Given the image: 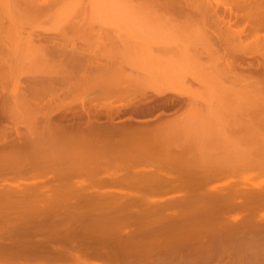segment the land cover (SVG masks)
Listing matches in <instances>:
<instances>
[{
	"label": "rangeland",
	"instance_id": "374dc122",
	"mask_svg": "<svg viewBox=\"0 0 264 264\" xmlns=\"http://www.w3.org/2000/svg\"><path fill=\"white\" fill-rule=\"evenodd\" d=\"M18 1L19 0L16 2L15 0H0V52L3 50L0 55V87L4 86L8 96L7 104L9 103V107L8 105L7 107L9 121L15 123L18 130L21 129V133L22 130L30 132L27 133L23 131L29 134V138H25L31 139V141L38 140L39 137H36V135L41 136L44 134L46 131L42 132L44 127H41V130H36L39 128L37 123H39L40 117L43 114L45 115L49 109L50 111L54 109V115L57 114V116H53V118L58 117L59 113L66 111L65 109L68 108L71 110L73 109L72 111L75 113L79 112V114H81L82 111L80 107L83 102L82 100L86 98V101H88L89 98H87V94L89 93L87 88L89 84H91L89 83L88 86H86L87 84H83L86 83L85 79H87V77L84 78L86 75L90 79L91 77L89 76L91 74H95V76L99 75V78L101 77L100 75H102L103 78H106V76L108 77V75L110 76L112 74L113 77H115L114 74L116 75L118 73L115 78L121 81L120 78L123 79L126 76L127 78L125 77L123 80L126 79L129 85L124 82L123 87L125 86L132 89L135 88V86L136 88L138 87V82L140 80L143 82L145 78L154 80V78L157 77L158 79H156L158 80L159 86L162 85V89L169 93L166 94L167 92H164V95H161L163 96L162 98L161 96H156L154 90L152 91L151 89L153 85L149 87L151 85V82H149V86L147 83L145 85L149 87L148 89L146 87L147 90H145L146 92L148 91L146 96L149 94V100H147L148 104L149 101L150 104L154 102V104H161L160 100H162L161 107H163L161 108L159 105V107H157L158 109L155 108L156 111L155 109L154 111L152 110L153 113L152 111L150 113V111L146 110L147 108L144 112V109H142L143 106L140 108L142 110L138 109V107L133 109H138L136 112L131 109L132 107L127 108L129 110L131 109L133 112L128 109H122L120 111L121 113L119 112V116L117 115V117L115 116L110 120L107 119V122H105V116L102 115L97 120H93L91 124L94 126L87 132L88 134L84 133L85 136L82 134L83 136L80 135L73 138L69 136L70 141L65 137H60V139L57 138V134L55 135L56 140L52 139V141H54L52 142L51 138L53 136L50 132L48 133L51 138L46 137L45 135L47 134H44V137H42V135L39 139L41 142L34 141L37 142L36 144H39L37 148H39L38 150L40 151L35 148L34 151L35 154H37L33 159L37 158L38 162L42 160L39 166L37 162V166L34 165L38 170L35 168V172H32L33 168L31 166L33 165H28L32 169L29 168L31 172H25L24 174L26 175H21V177L20 175L19 177L14 176V178L13 176H9V178H12L6 181H8L10 186L16 188L15 186L18 185L22 188L24 185L33 186V184L35 185L37 183L36 185L40 186L39 188L37 187V190L39 192L41 191L40 193L43 192V194L46 190V195H50L51 197L54 195L53 192L56 193L58 187L62 186L64 189L68 188L69 190L71 189V191L73 190L74 193L72 196L77 193L78 195L81 194V196L91 195L93 197L92 200H96V198L100 200V198H103L107 206L109 204H114L116 207H121V205L124 204L128 207L129 204L130 206L128 209L132 207L130 211L128 209H122L124 205H122L121 208L119 207L118 210L114 206H108V208L111 207L112 210L114 209V212H109L111 215L106 212L108 209L106 207L107 209H103L104 211L106 210L105 212H100L108 216L103 215L104 218H101V220H103H100L101 222L98 220V217L96 218L97 220L94 219L96 215L93 216L94 212H92L93 214L90 213L91 215H87L90 228L85 232L79 229L76 230L79 234L86 235L92 240H99L101 245L97 249L98 252L108 251L111 248L108 244L110 239H121L127 232L124 233L122 229L120 232L113 233L106 227L101 228V226L104 223L109 225L113 220H118L117 222L120 223H123V220H125L124 223H126V226L124 229L127 228V222L130 221H127L129 216H126L127 214L129 215L128 212L132 210H139L142 212L150 204L160 205V203H164L165 200L169 199L178 201L184 199L188 200L189 198H202L203 200L213 199L207 196L203 198L206 193H208L207 195L209 197L212 195L214 196V193L217 196L221 194L222 191L223 194L231 192L240 196L243 192H252L255 194L258 189H264V79L262 78L264 74L260 71L261 68L259 66V68L256 67L255 69L258 58L253 56L252 53V56H247V58L243 55L246 59L242 58L243 61L239 60L240 62H236V60L233 59V56L237 54H233L235 50L232 51V49H236V41L234 43V40H228L229 43L226 40L228 42V44H226V41L224 43V39L222 40L220 38L222 40L221 44V40H217L228 27L227 18H224V16L222 17V10H224L225 7L235 5L240 0H206L208 2L206 6L204 3L203 6H201L202 4H196L197 1L195 3L194 0H56L55 2L49 0V3L52 2L49 5L46 4L48 0H42L44 3H39L40 5L42 4V6H40L41 10L35 13L31 10V7L25 8L24 6L22 7V5L19 6L20 3L17 6ZM184 1L187 2L185 3ZM215 10L217 11L215 12ZM222 19L224 20L223 22ZM235 19L236 18L233 20ZM239 24L241 27H239V25H234L235 29L242 28L243 24H241V22ZM261 33L259 34L261 35ZM254 42L255 41L251 42L250 45H255L256 42ZM257 45L256 43V46ZM222 46L224 50L220 49ZM227 46L230 48L228 49ZM251 46H249V48ZM258 46H254L252 51H250L251 49L247 50L248 48H245V50L254 53L259 49ZM46 47L51 48L47 49ZM42 48L45 50H42ZM52 48L53 50L56 48L58 50L60 49L61 52L59 53L56 49L55 51L59 53L56 55ZM217 49L219 52H217ZM48 50L52 54L47 53ZM72 51L75 53H72ZM62 52H65L66 56H62ZM256 54H258V52H256ZM67 55L68 58L65 59ZM257 56L259 57V55ZM80 57H82V61ZM248 60H251L250 62L252 65H250L251 63ZM245 62L249 63V65ZM231 63L233 64V69L230 67ZM234 66L237 68L236 72ZM228 68L230 70H228ZM95 70L98 73H93ZM228 71L231 72L229 73ZM233 71L237 75L234 74ZM255 72L257 75L254 74ZM83 73H86L85 76ZM258 74L263 76L261 77ZM91 76L92 79H87V81L89 80V82L93 83L95 78L96 80L98 79L94 77V75ZM251 76L253 78H251ZM257 76L260 78L257 79ZM113 77L108 78L113 79ZM132 77L135 80H132ZM82 78H84V80ZM101 78L99 82H101ZM254 78L261 84H255ZM129 79H131L133 83ZM246 79L248 82H246ZM96 80L94 83L98 82V80ZM112 81L113 80H111V82ZM130 84L133 86H130ZM82 85H84V87ZM157 86L158 85L154 88H159ZM78 88H81V91L78 90ZM237 88H239V90ZM23 89L25 91L27 90V92ZM82 89H85V92H82ZM243 89L247 91L244 92ZM21 92H24L26 96L22 95ZM82 93H85L87 97ZM152 93H154V96L151 95ZM130 94L133 96V93ZM84 96L85 98H83ZM247 97L248 99H246ZM146 98L142 99V102H144ZM164 98L165 101H163ZM155 99H159L158 102L155 101ZM86 101H84V103ZM40 110H42L41 113L44 111L46 112L41 114L39 113ZM50 111L48 112L50 113ZM127 111L128 113H126ZM96 112L102 113V111ZM38 113L39 115H37ZM139 113H142V115ZM144 113L147 116H145ZM34 114L37 116V120L33 119L35 118ZM127 114L130 116V119ZM134 116H136L135 118L137 119H134ZM41 118L43 119V116ZM99 119L102 121H99ZM43 122L44 120L42 123ZM225 122L227 124H225ZM32 123L35 125L33 126ZM42 123L40 121V125H44V123ZM132 123H135L137 127ZM102 124L105 126H101ZM125 124H127L130 129H128ZM129 124H132V126ZM36 125H38L37 128ZM146 126L147 128H145ZM29 127L34 130L30 131ZM84 129L83 127V130ZM134 129L136 130L134 131ZM31 132L34 133L35 136L32 135ZM11 133L12 135L10 136L15 138L16 135L13 134V132ZM212 137H214V139ZM192 138H194V141ZM219 138L220 140H218ZM64 141L67 142V144L64 143ZM84 142H86L85 144L87 145H85ZM97 145L99 146L97 147ZM42 148H45V150H42ZM67 149L72 152V155L75 153L71 161L72 155ZM41 152L43 155H41ZM64 152H66V154ZM58 153L64 156L66 155L67 157L63 155L61 157ZM244 153L247 156L244 157ZM58 155H60L62 159H59V162H57ZM55 157L57 159L54 160ZM12 162L13 161H11V163H6H9L11 166ZM1 163L4 164V162H0V167L3 168L4 165H1ZM6 163L5 168H7ZM31 163H33V161ZM13 165L16 166V164H12V166ZM18 165L20 166V164L17 163L16 167H18ZM56 166L58 167L57 170L55 169ZM48 168L50 169L48 170ZM5 170L3 168L2 172L0 169V172L5 174ZM151 176H153L154 179ZM21 184H23V186ZM164 186H166L167 189ZM227 189H232L233 192L232 190L227 191ZM49 190L50 192H47ZM68 191L66 189V192ZM71 191L68 197V194L66 195V198L71 196ZM55 198H57V196ZM106 199H109L107 200V204ZM103 200L101 199V201ZM115 200L120 203L114 202ZM135 200L137 202L139 200L141 201L137 203ZM143 203L145 204L143 205L145 208L142 206ZM157 205L155 206L157 207ZM121 210L124 211L122 212ZM127 210L128 212H126ZM260 210H262V208H260ZM152 211L154 212L151 214H147L146 212L147 215L143 221L138 220L137 222L136 220V223L129 226V229L132 228V231H137L136 234L141 233L146 230L145 226L148 222H154V218H157V216H159L158 214L164 213L165 215L162 214L163 216L170 214V211L160 213L158 212L159 210L156 211L153 209ZM74 212H76L75 214L78 216L82 211L77 210ZM115 212L118 214L116 213L115 215ZM121 212L124 216L123 220H121L123 217L122 214H120ZM152 214L155 215L153 216ZM130 215L132 216V214ZM147 216H151V218ZM113 217L116 218L113 219ZM168 217H170V215ZM225 217H228V215ZM157 219L159 220V218ZM177 219V223L175 220V223L174 221L172 222L175 225L171 224V227L173 225L175 227H170V230L164 229L167 224L165 226L163 221H161L163 224L160 222L162 225H160V223L158 224V221H155L158 226L153 225L154 228H152L150 225L149 229H155L156 227L158 231L156 229L153 230V234H155L156 231L155 235H158L157 232H160V236H164L166 235L165 233H168L171 229L173 231V228H178L182 220L190 221L192 217L189 219H187V217L186 219H179L180 222H178L179 220ZM79 223L80 222L77 224ZM204 223L205 222H202V224ZM202 224L200 225L202 226ZM187 227L186 229L190 232L192 229L194 230L195 226L193 228L189 227V229H191L190 231ZM218 227L220 228L219 225ZM218 227L216 226V228ZM167 228L168 226L166 229ZM197 228L199 229V227ZM200 228L203 231L205 227L203 229L202 227ZM175 229L174 232L177 231ZM180 229L187 232L185 227L178 228V230ZM204 233L202 232V234H204L202 238H204L205 235L210 238L207 232ZM185 237L188 238V236ZM4 238L3 236L2 239ZM133 238L136 239L137 237L135 238L133 236ZM187 238L186 240L178 239L180 243L184 241V245L179 243L177 245H179V247L183 245L182 249L184 246V249H186L189 243V239L187 241ZM2 239L0 238V240ZM196 240L197 239H195V241ZM207 240L204 239L202 241L206 243ZM173 241L171 243L174 245L170 243L169 251L173 248L172 251L175 250V252L170 251L169 253L168 251L169 258L168 255L167 257H163L164 261L166 260L165 258L170 260V256H172L170 255L171 253H174L173 256H175L177 252H181V247L177 248L178 246L175 245L177 241ZM195 241L190 239V243L192 244L189 243L190 246H188V250L189 248L193 249L197 243H194ZM156 244H158V246H165L161 238H158L157 242L153 245L156 247ZM146 245L145 248H148ZM186 250L182 251L184 252ZM189 251H191V249ZM159 252V250H155L154 253L157 255L154 254V259L157 260L158 257L164 256V254L161 255L162 253ZM186 254L183 253V256ZM180 255L179 253V256H177L180 258ZM173 258L174 261H176L175 259H179L176 257ZM181 258L185 259L182 255ZM143 260L144 258L141 259V261ZM145 261L149 262L147 256H145ZM156 262L155 264H160V261ZM170 262L169 264H173ZM106 263L105 258L95 252L82 253L80 251H70L69 253L61 255L34 256L33 258H28L22 254H8L0 257V264ZM177 263L179 264L180 262ZM215 263L217 264V262ZM215 263L212 262L211 264Z\"/></svg>",
	"mask_w": 264,
	"mask_h": 264
},
{
	"label": "bare ground",
	"instance_id": "6f19581e",
	"mask_svg": "<svg viewBox=\"0 0 264 264\" xmlns=\"http://www.w3.org/2000/svg\"><path fill=\"white\" fill-rule=\"evenodd\" d=\"M16 1L17 0H15V2ZM51 1L52 2H55L56 0H51ZM196 1H197V3H196ZM40 2L41 3H44V2H42V0H19L17 2V6L20 3L19 6L22 5V7L24 6L25 8L26 7L27 8H30L31 7V10L35 13V12H38V11L41 10V7L40 6H42V4L40 5L39 4ZM52 2H50V3H52ZM194 2L196 4H199V5L202 4L201 6H203V3L205 4V6L208 3L206 0H194ZM50 3H49V0L46 2V4H48V5ZM28 11L30 12L29 9H28ZM216 11L217 10H215V12ZM222 11H223L221 13L222 14V17L224 16V18H227L228 27L226 28V31L220 37L217 38V40L220 39V38L222 40L224 39V43H225L226 40L227 41L228 40H231V41L234 40V43L236 41V43H237L236 49H232V51L235 50V51H233V54L234 53H237V54H235L236 56L234 55L235 57L233 56V59H235L236 62H240L239 60L243 61V59H246L247 56H252L253 55V56H255V57L258 58V60L256 59L257 62H256L255 69H256V67L259 66L261 68L260 71L264 74V0H240L238 3H236L233 6L225 7V9L222 10ZM234 18H236V19L238 18V19L237 20L235 19L236 20L235 21V20H233ZM223 21L224 20L222 19V22ZM232 21H234V22H232ZM237 21L239 23L241 22V24H243L242 25V28H239V29L236 28L235 29L234 25L235 26L236 25H239V27H241L240 24ZM226 25H227V23H226ZM261 31H262L263 34L261 33ZM259 33H261V35ZM250 38H252V39H250ZM222 40L220 41V43L222 42ZM227 41H226V44H228V42H229V41L228 42ZM253 41H255L259 45V46L258 45L257 46L259 47L260 50L259 49L256 50V52H258V54H256V52H254V53L253 52H250V51H252V48H254V46L257 47L255 42H254L255 45L254 44H253V46L250 45L251 42H253ZM223 45L226 46L225 44H223ZM235 45H234V47H235ZM249 46H251V47L249 48ZM50 48L48 47L47 49H50ZM53 48H52V50H53ZM223 48L224 47L222 46V48H220V49H223ZM229 48L230 47H228V49ZM245 48L246 49L248 48L247 50H250V49L251 50L248 52V51L245 50ZM56 49H54L53 51L56 53V55H58L61 51H60V49L59 50L57 49V51H59V53H58V52L55 51ZM4 50H7V49H4ZM42 50H45V49L42 48ZM2 51L0 52V55L2 54ZM43 52H46V51H43ZM217 52H219L218 49H217ZM47 53L52 54L51 52H49V50H48ZM72 53H75V52L72 51ZM227 53H228V51H227ZM230 53H229V55H230ZM251 53H252V55H251ZM61 54H60V56H61ZM64 54H65V52L62 54V56H66V54L65 55ZM70 54H71V52H70ZM215 54H216V52H215ZM47 55H49V54H47ZM243 55H245L246 58ZM257 55H259V57ZM70 56H69V58H70ZM67 58H68V55H67V57L65 59H67ZM80 59L82 61V57H80ZM251 60H248V61L250 62ZM248 61H246V62H248ZM246 64L249 65V63H246ZM250 65H252V63ZM235 66H236V64H235ZM235 66H234V69H236L235 70V72H236L237 71V68H235ZM230 67H231V69H233V64L232 63L230 65ZM221 69H222V67H221ZM228 70H230V69L228 68ZM95 72H97V71L95 70L93 73H95ZM235 72H234V74H236ZM251 72H250V74H251ZM256 72L254 73L255 75H257ZM85 74H84V76H85ZM89 74H90V72H89ZM91 75H94V77H97L98 78L97 79L98 82H99V80H100L101 77L103 78L102 75H100L101 76L100 78H99V75H96V76H95V74H91ZM91 75L89 76V77H91L90 79H92V76ZM116 75L114 74L115 77H117ZM122 75H120V76H122ZM258 75L261 76V77L263 76V75H260V74H258ZM111 76L113 77V74L110 75V76L108 75L109 78H112ZM245 76H246V74H245ZM252 76H251V78H253ZM259 76H257V79L260 78ZM86 77H87V79H89L87 75L84 78H86ZM108 77L106 76V78H103V79L101 78V82H99V83L98 82L94 83V81L96 80V78H95V80L93 79L94 80L93 83L92 82H89L90 79L88 81H87V79H85L86 80V83H83L82 82L84 85L87 84L86 86H88V84L91 83V84H89L88 88L86 87L87 88V91L89 93V94H87L88 97L86 96L85 93H82V94H85V96L87 98H89L88 101H86L85 96L83 97L85 99L82 100L83 102H82V105L80 107L81 108V111L83 112V115H82V112H81V114H79L78 111H77L78 113H75V112L72 111L73 109L71 110V109L68 108L69 110L68 109H65L66 111H63L62 113H59L58 114V117H56V118L54 117L53 118V116H57V114L54 115V109H53V111H50V109L47 110V112L50 111V113L49 112L47 113L46 111H44V112H46L45 115L43 114L44 112L41 113L42 110H40L39 113L43 114L42 115L43 116V119L41 118L42 117L41 116L40 117V121L42 123V121L44 120V122H43L44 125H40V121H39V123H37L39 125V128L36 129V130H41L42 129L41 127H44L43 128L44 130H42V132H44L46 130L44 132V134H47V135H45V136L51 138V136H50V134H51L54 137V138L53 137L51 138V141H52V139H55L56 138L55 135H57V134H58L57 138H59V139H60V137L61 138L62 137H65V138H68L69 139L71 136H72L71 138H73L75 136H80V135L83 136L84 133H87L89 130H91L93 128L94 125L91 124L93 122V120H97L102 115L106 117V118L104 117V119H106L105 122H107V119L110 120V119L114 118L115 116L117 117V115L119 116V112L122 109L124 110V109H128L129 107L130 108L132 107L131 109L133 110V109H136L137 107H138V109H140L141 107L144 106L142 108V109H144L143 111L145 112L146 110H148L151 113V111L152 110L154 111V109L157 108V107H159V105H160V107L162 106L161 105L162 104V100H160L161 101V104L160 103L159 104H154L155 103L154 101H153L154 103H151V104H150V101H149V104H148V101H147V100H149L148 99L149 98L148 97L149 94H147V96H146V93L148 91L146 92L145 90H147L152 85H153V88L151 87V89H152V91L154 90L156 96H161L162 94L164 95V92L165 91L162 89V87H161L162 85L159 86L158 80H157L158 78L156 76L155 77L157 79L154 78V80L153 79L145 78L146 79V80L144 79L145 82L144 81L142 82V80H140L138 82L139 84L135 82L136 84H138V87L136 88V86H135V88H133V89L132 88H127L125 86L123 87L124 82L127 85H129V83H127L126 79L123 80L126 76L123 79L120 78L121 81L119 79H116L115 77H113V79H109ZM170 77H172V76H170ZM84 78H82V79L84 80ZM128 78H129V76H128ZM262 78L264 79V77H262ZM131 79L132 80H135V79H133V77ZM131 79H129V80H131ZM155 79H156L157 82L155 81ZM167 79H169V78H167ZM111 80H113V81L111 82ZM122 80H123V82H122ZM148 80H150V81H148ZM165 80H166V78H165ZM170 80H172V79H170ZM146 81H148V82H146ZM249 81H250V79H249ZM149 82H151L150 83L151 84L150 86H149ZM163 82H164V80H163ZM246 82H248L247 79H246ZM112 83H114V84H112ZM132 83H133V81H132ZM146 83H147V85L149 87L148 86H145ZM159 83H160V81H159ZM256 83L259 84L260 82L256 81V79H255V84ZM263 84H264V82H263ZM84 85H82V86L84 87ZM131 85L132 84H130V86ZM156 85H158L157 87H159V88H156L155 89L154 87H156ZM80 87H81V85H80ZM146 87H147V89H146ZM255 87H260V86H255ZM237 89L239 90V88H237ZM246 89L245 90L243 89L244 92L247 91ZM78 90L81 91V88L80 89L78 88ZM78 90H77V92H78ZM25 92H27V90ZM82 92H85V89H82ZM237 92H239V91H237ZM21 93H22V95L26 96L24 92H21ZM130 93H133L132 95L133 96L135 95V96L134 97L131 96ZM168 93L169 92H167L166 94H168ZM151 95L154 96V93H152ZM237 95H239V94H237ZM162 97L163 96H161V98ZM253 97H254V95H253ZM7 98H8V96H7L6 90H5L4 86H1L0 87V125H1V129H0V159L4 162V164L1 163V165L3 164L4 165L3 168H4V170L5 169L6 170L4 171L5 174L0 172L1 173V175H0L1 177L4 175L2 177V179L0 177V179H1L0 180V236H2L0 238L2 239L3 236L5 237L4 239L0 240V257L1 256H6L8 254H10V255L22 254V255L27 256L28 258H33L34 256H46V255H53V254H60L61 255V254L69 253L70 251H80L82 253L95 252L96 254H98V255H100V256H102V257L105 258V260L107 262L106 264H155V263H157L156 261H160V264L161 263L164 264L167 261H169V262L172 261L170 263H173V264H174V262H175V264L177 262H180L179 264H211L212 262L213 263L217 262V264H264V189H258V191L255 194H253L252 192L251 193H245V192H243L242 195H240V196L235 195L236 193H231V192H229V193L227 192V193H224L223 194L222 193L223 191L221 192V194H218L217 196L214 193V196L215 197L213 195L211 197H209L207 195L208 193H206L205 196H203L204 195L203 194L202 195L203 198H205L206 196L208 198H213V199H208L207 198L208 200H203L199 196L198 197L200 199H196V198L191 199V198H189L188 200L187 199H184V200H181V201L180 200L178 201V200H175V199H169V200H165V202L163 201L164 203H160V205L159 204L158 205L155 204V205H157V207L155 205H153V204H150L149 205L150 207L148 206L146 209L143 210L144 212L141 209L140 210L142 212H140L139 210H135V211L132 210L133 213H132V211L131 212H128V210L130 211V208L132 209V207H130L128 209V207L130 206L129 204H128V207L125 206L124 204H122V205H124L123 207L121 205L122 209L123 208L124 209H128L126 212L129 213V215L127 214V216H126L125 215L126 213L124 212V215L126 217L129 216L128 217L129 219L127 218V221L128 220L130 221V222H127V228L124 229V227L126 226L125 225L126 223H124L125 220H123L124 219V216L122 214V212L124 210L123 211L121 210L122 212L120 213L123 216L121 218V220L124 221L123 223L122 222L121 223L120 222H117L118 220H113V221H111L109 223V225L107 223H104L101 226V228H103V227L105 228L106 227L109 231H112L113 233L120 232V230L123 229L124 230V233L127 231L126 233H129V234H126L125 233L124 237L121 238V239L120 238L119 239L118 238H111L110 241H109V243H108L111 246V248L108 251L98 252L97 249L101 245L100 241L99 240H92V239L88 238L86 235L79 234L76 230L79 229V230H83L85 232L86 230H88V228H90V225H89L90 223H88V221H87V217H88L87 215H89L90 213L93 214L92 212H94L93 216L96 215V217L94 218L95 220H97L96 219L97 217H98V220L99 221L101 220V218H104V216L106 214H104V213H102L100 211L105 212L106 210L104 211L103 209H105L106 207L108 208V206L111 205V204H109L108 206L105 205V201H104L105 199L103 200V198H100V200H99V199L96 198V200L95 199L92 200L93 197L91 195H87V196H89V197H87V196H84V195L81 196V194L78 195L77 193H75V195L72 196V194L74 193V191L72 190L73 191L72 192L71 189L69 190L68 188H66L67 191L69 190L68 191L69 193H68V192H66V189H64L62 186H59L58 187V190L56 191V193L53 192L54 195L57 194L56 195L57 198H55L56 196H54V195L52 197L50 195H46V193H45L46 190L44 191V194H43V192L40 193L41 191L39 192L37 190L40 187L39 185H36L37 183L35 184L36 186L34 184H33V186L28 185L29 187L26 186V185H24V187L21 188V187H19L17 185V186H15L16 188H14V187H12V186H10L8 184V181H6V180L12 178V177L9 178V176H13V178H14V176L19 177V175H20V177H21V175H26L24 173L25 172L27 173L28 171L31 172V169L32 168H33L32 169V172H33L35 170V168H36L35 166H37V165L39 166L40 165L39 163L42 160L40 161V159H39L40 162H38V159L37 158L36 159H33V157H36L35 155L37 154V153L35 154V151H34L35 148L37 150L39 149V148H37V146L39 144H36V143L38 141L41 142V140H39V139H40V137L42 135H43L42 137H44V134H42L41 136H37L36 135V137H39V139L37 138L38 140H32L33 142L31 141V139L25 138V137H28L29 138V136H28L29 134H26V133L23 132V131H26V130H22V133H21V131H20L21 129L18 130L17 125H15V123H12V122L9 121V114H8L9 103L7 104ZM144 98H146V99H145L144 102H142V99H144ZM154 98H156V97H154ZM246 99H248V97ZM158 100L155 99V101H157V102H158ZM171 100H170V102H171ZM84 101H86L88 103H86V102L84 103ZM163 101H165V98L163 99ZM151 102H152V99H151ZM164 104H166V103H164ZM172 104H174V103H172ZM248 104H250V103H248ZM7 105H8V107H7ZM236 106H237V104H236ZM246 106H247V104H246ZM161 108H163V107H161ZM131 109L130 110L128 109V110L129 111H132ZM138 109L137 110H133V111L136 112V111H138ZM142 109H140V110H142ZM43 110H44V108H43ZM96 111H102V113H100V112L97 113ZM153 111H152V113H153ZM155 111H156V109H155ZM57 112H59V111H57ZM39 113L37 115H39ZM126 113H128V111ZM140 115H142V113ZM127 116H128V114H127ZM139 116H138V118H139ZM145 116H147V115L145 114ZM148 116H149V114H148ZM128 117L130 119V116H128ZM135 117L136 116H134L133 118L134 119H137ZM33 119L37 120L38 118L35 115V118H33ZM120 119H122V118H120ZM100 120L101 119H99V121ZM113 121H112V123H113ZM94 122H96V121H94ZM105 122H103V123H105ZM114 122H116V121H114ZM123 122H124V120H123ZM132 124L136 125L135 123H132ZM132 124L131 125L129 124V125L132 126ZM225 124H227V123L225 122ZM34 125L35 124H33V126ZM38 125H36V128H37ZM137 125H138V123H137ZM137 125H136V127H137ZM101 126H103V124ZM125 126L128 127L127 124H125ZM83 127L85 128L84 130H83ZM97 127H98V125H97ZM111 127H112V125H111ZM31 128H34V127H31ZM145 128H147V126ZM29 129H30V127H29ZM117 129H119V128H117ZM128 129H130V127H128ZM31 130H34V129H30V131ZM135 130L136 129H134V131ZM154 131H156V130H154ZM11 132H13V134L16 135L15 138L13 136L12 137L10 136V135H12ZM48 132H50V134ZM128 132H130V131H128ZM27 133H30V132H27ZM37 133H38V131H37ZM39 133H40V131H39ZM32 135H34V133H32ZM89 135H90V133H89ZM86 137H89V136H86ZM226 137H227V135H226ZM83 138H82V140H83ZM126 138H127V136H126ZM212 138L214 139V137H212ZM59 139H57V140H59ZM74 139H76V138H74ZM77 139H79V138H77ZM192 139L194 141V138H192ZM207 140H208V138H207ZM218 140H220V138ZM34 141H37V142H34ZM69 141H70V139H69ZM71 141H72V139H71ZM45 142H47V141H45ZM52 142H54V141H52ZM67 142L64 141V143H66V144H67ZM74 143H75V141H74ZM85 143L86 142H84V144ZM49 144H50V142H49ZM205 144H206V142H205ZM213 144H215V143H213ZM45 145H47V144H45ZM52 145H53V143H52ZM52 145H50V146H52ZM85 145H87V144H85ZM59 146H58V148H59ZM98 146L99 145H97V147ZM108 147H109V145H108ZM42 150H45V148L44 149L42 148ZM57 150H56V152H57ZM99 150H101V149H99ZM38 151H40V150H38ZM67 151H69V150L67 149ZM69 152H71V151H69ZM46 153H47V151H46ZM64 153L66 154V152H64ZM58 154H60V153H58ZM81 154H83V153H81ZM41 155H43L42 152H41ZM60 155H58L59 156L58 159L56 158L57 157V155H56V157L54 158V160L57 159L58 160L57 162H59V159L62 160L60 158ZM62 155H61V157H62ZM71 155H72V152H71ZM73 155H72V158L70 157L71 158L70 161L73 160ZM85 156H87V155H85ZM243 156L245 157L247 155L245 154ZM260 156H261V154H260ZM39 157H40V155H39ZM46 158H47V156H46ZM252 159H253V157H252ZM1 160H0V162H2ZM85 160H87V159H85ZM262 160H263V156H262ZM11 161H13L12 164H16V166H17V163H19L20 166L19 165H18V167H16L15 165L12 166V164L10 166L9 163L8 164L6 163V162H10L11 163ZM32 161H33V163H31ZM36 162L38 163L37 165H36ZM50 162H53V161H50ZM5 163L7 164V168H5V166H6ZM74 164H72V165H74ZM28 165H33V166H31L32 167L31 168ZM70 165H71V162H70ZM52 167H54V166H52ZM52 167H50V168H52ZM3 168L0 167V169L2 170V172H3ZM29 168H31V169H29ZM50 168H48V170ZM57 168L58 167L56 166L55 169L57 170ZM59 169H60V167H59ZM61 169H62V167H61ZM36 170H38V169L36 168ZM21 172H23V173H21ZM146 176H148V175H146ZM144 177H143V179H144ZM151 177L153 178V176H151ZM21 185L23 186V184H21ZM164 187L166 188V186H164ZM230 190H232V189H230ZM230 190L227 189V191H230ZM30 191H31V193H30ZM36 191H38L39 193L36 192ZM70 191H71V196L69 198H66V195L67 194H68L67 197L70 195ZM161 191H163V190H161ZM47 192H50V190L47 191ZM232 192H233V190H232ZM58 193L59 194L61 193L60 196H59ZM63 194H64V196H63ZM63 197H65V198H63ZM101 199L103 201H101ZM97 200H99V201H97ZM107 200H109V199H106V204L108 203ZM119 201L121 202L120 199H119ZM119 201L116 202V200H115L114 202L120 203ZM139 201H141V200H139ZM110 203H111V201H110ZM112 203H113V201H112ZM137 203H136V208H137ZM143 205H145V204L143 203L142 206ZM111 206H114V204H112ZM133 206H134V204H133ZM114 207H116V206H114ZM119 207H116L117 210L119 209ZM260 208H262V210H260ZM153 209H155L156 211L159 210L158 211L159 213L160 212H165V211H170V214H169L170 217H168L169 215L167 213H166L167 214L166 215L167 217L162 215L164 213L158 214L159 216H157V218H159V220L157 218H154V222L153 221L148 222L147 225L145 226L146 230L143 231V232H141V233H138V234H136L137 231L136 232L134 230L132 231L131 230L132 228L129 229V226L134 225L136 223V220H137V222H138V220L143 221V219L145 218V216L147 214H151L152 212H154V211H152ZM71 210H74V211L80 210L82 212L79 213V215L77 216L75 214L76 212L71 211ZM113 210L110 207V208L107 209L106 212L107 213H109L110 211L114 212ZM137 211H139V212H137ZM117 212H115V215H116ZM146 212H147V214H146ZM130 214H132V216ZM109 215H111V214L109 213ZM211 215H212V217H211ZM226 215H228V217H225ZM106 216H108V215H106ZM77 217H79V218H77ZM132 217H133V219H132ZM147 217H150L151 218V216H147ZM186 217H187V219H189L190 217H192V219H190V221L189 220H184L186 222H184L182 220L183 221V222L181 221V224L182 225L180 223H178V224L181 225V226L179 225L178 228L185 227V229H186V227L188 225V227H187L188 229H189V227L193 228L195 226L194 227V230L193 229L192 230L189 229V231L190 230L191 231L188 232V230L186 229L187 232H184V230H183L184 228L183 229H180L181 231L178 230V228H176V229L173 228V231L171 229V231H169L168 233H165L164 232L166 234L164 236H160V234H159L160 232H157L158 235H155L156 234V231H155V234H153V230L156 229V227H155V229H152V228H154L153 225L154 226L157 225L155 223V221H158V224L161 221H163L164 224H165V226H166V224L168 226L167 229H166L167 226L166 227L163 226L164 229L165 230H170L171 224H174L177 218H178L177 220H179V219H186ZM115 218L116 217H113V219H115ZM132 220H135V221H132ZM101 221H103V220H101ZM173 221H174V223H172ZM187 221H189V222H187ZM78 222H80L79 223L80 225L77 224ZM178 222H180V220ZM202 222H205L206 224L205 223L202 224ZM161 223H160V225L163 224V223L162 224ZM176 223H177V221H176ZM200 224H202V226ZM150 225L152 226V228H151L152 231L149 229ZM174 225L172 227H175ZM196 225H197V227H199V229L196 227ZM218 225L220 226V228L218 227ZM216 226L218 228H216ZM200 227H202V229L204 227L205 228L202 231ZM195 228H197L199 231L197 229H195ZM207 228L209 229V231H208ZM147 229H149V230H147ZM174 229L177 230V231L174 232ZM206 229H207V231H206ZM156 230L158 231V229H156ZM202 232L203 233L204 232H207V234H208V236L210 238H208L207 235H205L206 238L205 237L202 238V235L204 236V234H205V233L202 234ZM133 236L135 238L136 237L137 238L134 239ZM185 236H188V238L185 237ZM183 237H185V238H183ZM158 238H161L162 239V241L164 242V245L165 246H160V245L158 246V244H156V247H158V248H156L153 245L154 243L157 242V239ZM186 238H187V241L189 239V243H190V239H193L194 241H195V239H197L194 242V243H196V242L197 243L193 247V249L192 248H189V250L191 249V251H189L187 249L188 246H190L189 243L187 244L188 245L187 248H186L187 250L184 249L185 246L182 249V246L184 245L183 244L184 241H182L183 243H180L179 240L180 239L186 240ZM207 238H208V240H207ZM200 239H201V241H200ZM204 239L207 240L206 243H204V241H202ZM154 240H155V242H154ZM173 240L174 241H177V243L175 244L176 246H178L177 248H180L181 247L180 249H181V252L182 253L180 251H179V253L182 255V257H185V259L184 258H181V255H180V258L181 259L178 257L179 256V253L177 252V250H176V252H177L176 255L173 256L174 253H171L170 255H172V256H170L171 257L170 260L168 259L169 258V254H168L169 247H170L171 244L174 245L173 243H171ZM178 243L179 244H183V245H181L179 247V245H177ZM190 244H192V243H190ZM145 245L148 248H145ZM171 247H173V246H171ZM172 249L173 248H171L170 251H172ZM155 250H159L160 251L159 253H162L161 255L164 254V256H161L162 258L161 257H158V258L156 257L157 260L154 259V257H155L154 256V254H155L154 252H155ZM182 250H186L188 253L186 251L183 252ZM170 251H169V253H170ZM173 251L175 252V250H173ZM183 253L184 254L187 253V254L183 256ZM155 255H157V254H155ZM158 255H160V254H158ZM167 255H168V258H165L166 260L164 261L163 260V257H167ZM145 256H147V258L149 259V262L148 261L147 262L145 261ZM173 257H176V258H179V259H175L176 261H174V258ZM143 258H144V260L141 261V259H143ZM159 259H161V260H159ZM154 260H156V261H154ZM162 260H163V262H162ZM169 262H167L166 264H169Z\"/></svg>",
	"mask_w": 264,
	"mask_h": 264
}]
</instances>
